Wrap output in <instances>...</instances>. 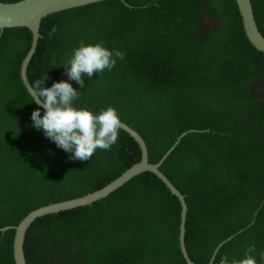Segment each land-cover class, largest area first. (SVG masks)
<instances>
[{"label":"trees","instance_id":"trees-1","mask_svg":"<svg viewBox=\"0 0 264 264\" xmlns=\"http://www.w3.org/2000/svg\"><path fill=\"white\" fill-rule=\"evenodd\" d=\"M251 2L264 36V0ZM40 36L27 68L32 86L45 73L44 87L67 81L79 92L73 107L94 114L103 94L104 106L143 137L151 163L179 141L162 170L185 195L191 261L227 256L231 264L254 244L251 255L264 264V53L246 37L237 1L100 2L49 16ZM32 40L26 28L0 30V229L98 191L143 159L122 129L110 150L86 161L44 143L30 118L44 108L21 78ZM81 40L125 54L111 71L85 77L83 88L65 74ZM180 206L157 175L142 173L90 205L36 219L26 234L27 264H186ZM14 238L15 230H0V264H15Z\"/></svg>","mask_w":264,"mask_h":264},{"label":"clouds","instance_id":"clouds-1","mask_svg":"<svg viewBox=\"0 0 264 264\" xmlns=\"http://www.w3.org/2000/svg\"><path fill=\"white\" fill-rule=\"evenodd\" d=\"M55 32L56 28L53 26L48 33L49 37ZM124 55L119 50H108L102 43L86 46L81 40L80 46L73 50L68 66H65V74L69 80L75 81L83 88L85 77L91 79L95 73L111 71L117 59L123 60ZM47 78L45 73L31 87L33 100L42 104L44 108L43 116L39 108L31 113L33 126L37 130L40 129L41 133L44 132L45 136L54 141L59 148L73 153L70 159L91 160L97 149L110 150L118 141L122 125L117 110L108 107L99 114H94L87 109H77L73 107V101L79 98L78 90L67 81L53 82L51 87H44ZM146 156L149 160V154ZM159 169L165 174L162 166ZM255 251V245H250L245 250V258L239 261L232 260L231 264H257L255 257L251 255ZM260 258L264 260V253L260 254ZM219 264H229L227 256L222 257Z\"/></svg>","mask_w":264,"mask_h":264},{"label":"water","instance_id":"water-1","mask_svg":"<svg viewBox=\"0 0 264 264\" xmlns=\"http://www.w3.org/2000/svg\"><path fill=\"white\" fill-rule=\"evenodd\" d=\"M113 1V0H22L16 4H2L0 3V30L5 29H17L26 28L33 36L32 46L28 55L24 58L21 66V78L25 88L31 95L32 84L29 81L27 75V68L32 57L37 53V48L40 40V29L41 23L44 19L51 15L59 14L62 12L87 7L91 4ZM124 1V0H117ZM240 15L242 17L243 27L250 44L259 52L264 53V36L260 33L257 23L255 21L253 7L251 0H236ZM36 103V102H35ZM38 107H42V104L36 103ZM121 129L128 132L132 138L139 144L142 151L143 159L141 162L134 164L130 169L125 171L121 176L114 180L109 185L103 187L102 189L95 191L93 193L87 194L83 197L58 202L55 204H50L43 206L32 211L28 214L17 226H8L0 229L2 232L8 230H15L14 238V260L15 264H27L24 243L27 231L32 223L40 217L56 214L62 211L72 210L78 207H83L90 205L93 202L106 198L114 190L121 187L124 183L132 180L135 176L140 175L145 172H151L157 175L171 190L172 194L176 195L181 203L180 212V223H179V248L182 253L186 264H195L188 257L184 244L185 235V218L187 212V205L184 194L169 180V178L159 169L163 161L170 155L174 150L175 146L179 141L168 150L164 155L163 159L158 163H150L147 156L148 147L146 142L141 137V135L129 127L127 124L122 122ZM184 133L182 136H185ZM182 138V137H181ZM230 239V238H229ZM228 239V240H229ZM224 242L219 244L215 251L213 252V260L218 249L223 245Z\"/></svg>","mask_w":264,"mask_h":264},{"label":"rangeland","instance_id":"rangeland-1","mask_svg":"<svg viewBox=\"0 0 264 264\" xmlns=\"http://www.w3.org/2000/svg\"><path fill=\"white\" fill-rule=\"evenodd\" d=\"M96 99H97V105L99 106V110L97 112H95V114H99L102 110H106L107 107L104 106V104H103L104 103V100H105L103 94H100V93L97 94L96 95ZM42 138L44 139V143L45 144H50L51 143V140L48 137H46L45 135L42 136Z\"/></svg>","mask_w":264,"mask_h":264}]
</instances>
